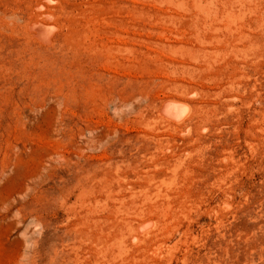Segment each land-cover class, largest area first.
<instances>
[{"label": "rangeland", "instance_id": "374dc122", "mask_svg": "<svg viewBox=\"0 0 264 264\" xmlns=\"http://www.w3.org/2000/svg\"><path fill=\"white\" fill-rule=\"evenodd\" d=\"M0 264H264V0H0Z\"/></svg>", "mask_w": 264, "mask_h": 264}, {"label": "bare ground", "instance_id": "6f19581e", "mask_svg": "<svg viewBox=\"0 0 264 264\" xmlns=\"http://www.w3.org/2000/svg\"><path fill=\"white\" fill-rule=\"evenodd\" d=\"M44 27H45V26H43V29H41L42 31L46 30ZM40 28H42V27H40ZM48 32H49V31H48ZM42 33L44 34L45 32H41V35H42ZM45 34H46V33H45ZM48 34H49V33H48ZM46 39H47V38H46ZM168 103H170V102H167V103H166V104H167V105H166V108L170 105V104H168ZM174 103H175V102H174ZM177 103H178V102H177ZM172 104H173V103H172ZM172 104H171V105H172ZM175 105L179 106V105L176 104V103L174 104V106H175ZM180 105H181V104H180ZM169 107H170V106H169ZM171 107H172V106H171ZM171 107H170V109H175V108H176V107H172V108H171ZM179 107H180V106H179ZM181 107H182V106H181ZM181 107H180L179 109H181ZM183 107H185L184 104H183ZM186 108H187V107H186ZM167 109H168V108H167ZM170 109H168V110H170ZM179 109H178V110H179ZM184 110H185V109H184ZM184 110H183V111H184ZM186 110H187V109H186ZM170 111H171L173 114L175 113V114L177 115V112H173V111H177V110H170ZM181 111H182V110H179V112H181ZM184 112H185V111H184ZM178 114H180V113H178ZM181 114H182V113H181ZM183 114H184V113H183ZM172 116H173V115H172ZM177 116H178V115H177ZM179 116H181V115H179ZM179 116H178V117H179Z\"/></svg>", "mask_w": 264, "mask_h": 264}]
</instances>
